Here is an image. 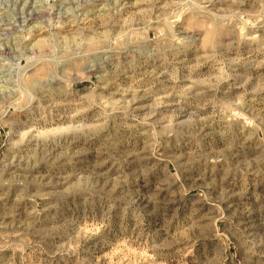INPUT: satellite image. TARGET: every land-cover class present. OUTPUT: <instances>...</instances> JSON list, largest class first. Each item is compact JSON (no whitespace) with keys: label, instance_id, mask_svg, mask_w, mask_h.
Here are the masks:
<instances>
[{"label":"rangeland","instance_id":"1","mask_svg":"<svg viewBox=\"0 0 264 264\" xmlns=\"http://www.w3.org/2000/svg\"><path fill=\"white\" fill-rule=\"evenodd\" d=\"M0 264H264V0H0Z\"/></svg>","mask_w":264,"mask_h":264}]
</instances>
